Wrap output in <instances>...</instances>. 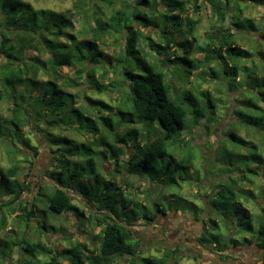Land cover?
Here are the masks:
<instances>
[{"label":"trees","instance_id":"trees-1","mask_svg":"<svg viewBox=\"0 0 264 264\" xmlns=\"http://www.w3.org/2000/svg\"><path fill=\"white\" fill-rule=\"evenodd\" d=\"M249 7L264 9V0H74L64 11L36 9L25 0H0V144L8 159L3 165L0 155V264L12 263L14 249L29 258L24 264H112L123 256L141 264H167L141 256V241L129 227L140 220L150 225L170 207L149 197L145 203L134 198L123 202L121 186L105 180L101 166L76 169L74 139L50 131L63 128L96 137L117 167L151 186L180 189L181 183L194 179L200 183L206 180V164L197 168L191 154L179 156L187 139H194L186 134L200 127L204 113L197 108L188 114L178 103L188 99L181 96L183 91L192 93L193 82H221L230 92L235 87L225 80L241 73L248 81L255 76V81L252 87L249 81L243 89L235 88L240 94L249 92L250 100L240 105L241 121L234 119L239 128L230 135L245 153L234 150L238 162L220 171L205 194L206 216L200 217L196 242L221 259L233 248L253 246L264 264V226L253 225L254 211L247 208L259 210L264 224V14L256 21L245 15ZM201 9L211 22L199 38L194 15ZM64 67L75 76L64 79ZM85 84L98 95L113 94L117 105L88 97ZM197 92L213 109L210 92ZM83 99L88 104L79 106ZM125 115L130 116L128 125L122 121ZM247 119L250 125L244 123ZM141 122H157L162 133L150 138L156 128L144 125L139 130L135 125ZM32 139L36 145L37 139L45 140L50 155L43 170L48 182L41 178L35 194L30 174L20 170L23 163L27 172L33 170L29 152L35 157L38 152ZM60 142L69 149L62 150ZM125 186L132 188L127 182ZM25 193L30 195L27 200ZM71 193L84 201L91 215L100 216L87 255L85 244L58 248L40 240L66 213L86 221ZM37 195L45 199L43 210L37 207ZM194 209L197 219L202 210Z\"/></svg>","mask_w":264,"mask_h":264},{"label":"rangeland","instance_id":"rangeland-1","mask_svg":"<svg viewBox=\"0 0 264 264\" xmlns=\"http://www.w3.org/2000/svg\"><path fill=\"white\" fill-rule=\"evenodd\" d=\"M30 2L34 8L36 9H51L54 11H64L66 9L71 8L74 0H25ZM264 14V9L260 7H249L245 11V15L248 17H252L254 20H258L261 15ZM244 15V16H245ZM246 17V16H245ZM194 19L197 20V35L199 38L204 33V31L208 28L210 24V18L207 10L201 9L196 15H194ZM251 19V18H250ZM240 21L244 22L245 19L240 18ZM249 28L250 22L246 24ZM155 40L156 37L153 36ZM252 46L249 47L251 49ZM248 49V48H247ZM193 56H196L193 54ZM196 57H200L197 55ZM2 60H0L1 62ZM63 78H73L74 70L71 68L64 67L61 71ZM246 75L239 74V76L234 79L232 77L226 79L225 81L233 85L236 89H243L245 85H248L247 82L250 81V86H253L255 81V76H251L249 81L246 79ZM207 79V77H205ZM63 80L61 81V84ZM221 83V82H220ZM218 82L208 81L206 83L201 82H193L192 89H189L190 86H186L185 89L191 90L192 93L188 94L183 91L182 96H186L188 99L182 101V103H178L179 106L183 107L188 114H192L194 110L201 109L204 113V119L201 121L200 127H196L192 134H186L188 138H194L193 140H188L186 144V149L180 151L179 158H186L187 155L191 154L194 157L196 167L202 166L206 164V180L197 182L195 179L193 181H189L185 184L181 182V188L178 187H170V188H158L156 186H151L149 181L146 179H138L136 177L128 176L120 167H117L113 160L109 159V154L107 146H103L100 143L95 142L96 137L87 134H75L71 131H65L63 128L59 130H52L53 134H60L61 136H66L68 140L74 139L78 148L75 149L76 158L74 161L76 163V169L79 171H83L85 168H90L91 166H95L96 170L100 169V166L103 168L102 175L105 180L115 182L120 185L122 189V193L124 198L123 202L126 203L127 199H135L138 202L145 203V198L149 197L150 199L157 200V203L160 206H165V208L170 207V210H167L165 217L161 216L158 220L151 223L150 225H146L144 220H140L139 222L133 223L131 227H129L131 233L140 237L141 239V256L144 258H153L155 260H165L167 264H172L175 261H179L180 264H230L225 263L222 259L219 260L220 257H217L216 251H210L205 248H202L198 243H196L194 234L197 232V236L201 232L202 223L200 217L202 215L206 216L203 204L206 203L208 205V200L206 199L205 194H208L210 188L215 183V176H219L220 171H226V167H230L233 163L238 162L237 157L234 154H243L245 150L239 145L235 144L233 139L231 138L230 133H234L235 127H238V124L235 123L234 119L241 121L239 117L240 108L242 104L247 105V100H250L249 92H245L243 94L237 93L235 88L230 92L226 88L225 85L221 86ZM180 87L179 83L177 84ZM85 89V94L92 99H102L107 104L111 106L117 105V100L114 98L113 94H100L98 95L96 92L92 90H88L87 85H83ZM216 88L221 89V93L216 94ZM199 90H207L210 92L212 96V101L215 102L213 109H209L205 104L204 100L201 98V95L197 92ZM77 89H72V93H75ZM187 94L189 96H187ZM87 103L85 99L82 101H78V105H82ZM227 102V103H226ZM88 104V103H87ZM237 104L240 106H237ZM226 105V106H225ZM234 105V106H233ZM236 106V107H235ZM225 108H227V112L225 114ZM233 109V110H232ZM224 110V113H223ZM234 112H232V111ZM215 112V115L213 114ZM107 113V112H105ZM214 115V121H210V118ZM233 118V120H232ZM130 119L129 115H125L123 118V123L128 125L127 120ZM189 117H186V121H188ZM133 121L139 122L136 117L132 118ZM113 122H117L115 118H113ZM142 125H135V127L142 130L144 125L149 127V129L156 128L152 130L150 133V138L157 137L162 133V129L160 128L157 122L149 123L141 122ZM247 125H250V121L247 119L244 121ZM244 125V124H243ZM202 126L204 128H202ZM216 127V131H213ZM245 127V126H244ZM247 128V127H246ZM105 129V128H104ZM248 129V128H247ZM251 129V128H249ZM241 132V131H239ZM242 132L245 133V128H242ZM243 133H239L240 137L244 136ZM106 133L102 134L105 135ZM224 138L226 141H220V139ZM39 141V145H36V142L32 139L31 143L37 148L38 155L35 157L32 152H29L33 155V158L30 157L34 163L32 172H27L28 164H21L20 170L23 174H30L28 178L29 181L33 182V193L35 194L38 190L37 183L42 178V182H48V179L44 177L43 170L45 169V164L49 163L50 155L48 146L44 145L45 140L37 139ZM82 142V143H81ZM226 145V147H225ZM59 147L62 150L69 149L70 145H66L63 143H59ZM86 148L91 151H86ZM0 155L2 158V164L8 165L7 155L0 144ZM119 162H123V156L120 157ZM68 159V158H67ZM217 159V163L215 162ZM239 164V163H238ZM233 167H236L233 166ZM119 170V172L117 171ZM121 172V173H120ZM208 172L212 173L209 175ZM182 173V172H181ZM223 178L227 177V175H222ZM220 178V177H219ZM125 182L132 185V188H128L125 186ZM200 186V188H198ZM126 187V188H125ZM73 196V205L80 208L84 213L86 221L80 223L77 221L75 217V213H66L65 215L58 217L55 219L54 224L56 229L52 232L47 233L46 235H41L40 240L45 245H49L48 243L54 244L58 248L63 247H73L78 244H85L87 246V251L85 254L92 250V234H95L99 231V226L96 223L95 218L100 217L99 214L91 215L88 208L84 205V201L75 193H71ZM132 196V197H131ZM30 198L29 194H24L23 199L27 200ZM259 198H262L259 197ZM37 207H40L39 210L44 209L43 197H39L38 195L35 197ZM197 207L198 210H202L201 213L197 215V219H195V209ZM247 208L253 210V225L257 228L259 225H263V217L253 206H247ZM51 213L43 214L45 218H51ZM91 215V216H90ZM165 224V225H164ZM164 225V227L162 226ZM37 226V225H36ZM157 227H163L164 230L160 229V231L156 230ZM158 229V228H157ZM183 239L188 240V244H183ZM255 247L253 246H239L236 249L235 254L232 256L236 257L238 261H242L247 264H256V261H259L258 258L254 254ZM39 251V250H38ZM37 251V255L39 252ZM179 254H177V252ZM245 251L247 253L246 257H242L241 253ZM249 252V254H248ZM23 254L19 252L17 249L13 250V255L10 264H24V259L22 258ZM18 259V261L16 260ZM130 256H123L114 258L112 260V264H132V260ZM9 262V261H8ZM135 264H141L137 259H134ZM235 264V263H233Z\"/></svg>","mask_w":264,"mask_h":264},{"label":"flooded vegetation","instance_id":"flooded-vegetation-1","mask_svg":"<svg viewBox=\"0 0 264 264\" xmlns=\"http://www.w3.org/2000/svg\"><path fill=\"white\" fill-rule=\"evenodd\" d=\"M166 215V214H165ZM165 215H161V216H163V217H165ZM160 217V216H159ZM165 225V224H164ZM164 225H162L163 227H164ZM163 227H157L156 228V230H158V231H160V229H162V230H164V228ZM183 235V234H182ZM195 236L197 237V232L194 234V238H195ZM140 241H141V239H140V237H137ZM184 238V235H183V237H182V239ZM183 240H185V241H183V244H188V240H186V239H183ZM195 241H196V238H195ZM197 243V242H196ZM189 245V244H188ZM231 251V252H230ZM229 252H226V254L224 255L225 256V258L223 259L224 261H225V263H230V264H233V263H235V264H244V262H242V261H238V259H236V257H237V255H236V257H234V256H229V254L230 253H234L235 254V252H236V248H233L232 250H230ZM255 253L254 254H256L255 256L258 258V260L259 261H256L255 263L256 264H261V259H260V253L257 251V249L254 251ZM241 253V255H242V257L244 258V257H246V255H247V253L245 252V251H242V252H240ZM248 254H249V252H248ZM217 257H220V256H218L217 255ZM219 260H221L222 261V259L221 258H219ZM245 264H247V263H245Z\"/></svg>","mask_w":264,"mask_h":264}]
</instances>
